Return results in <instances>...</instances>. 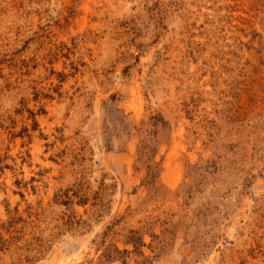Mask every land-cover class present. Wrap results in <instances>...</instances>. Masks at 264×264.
Returning a JSON list of instances; mask_svg holds the SVG:
<instances>
[{
	"label": "rangeland",
	"instance_id": "1",
	"mask_svg": "<svg viewBox=\"0 0 264 264\" xmlns=\"http://www.w3.org/2000/svg\"><path fill=\"white\" fill-rule=\"evenodd\" d=\"M0 264H264V0H0Z\"/></svg>",
	"mask_w": 264,
	"mask_h": 264
}]
</instances>
